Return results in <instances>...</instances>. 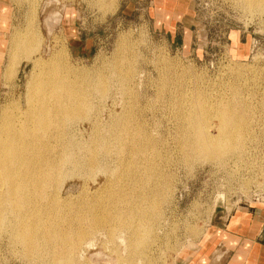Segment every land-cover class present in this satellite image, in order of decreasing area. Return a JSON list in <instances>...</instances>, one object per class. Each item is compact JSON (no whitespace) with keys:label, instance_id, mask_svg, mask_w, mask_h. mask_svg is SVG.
<instances>
[{"label":"rangeland","instance_id":"1","mask_svg":"<svg viewBox=\"0 0 264 264\" xmlns=\"http://www.w3.org/2000/svg\"><path fill=\"white\" fill-rule=\"evenodd\" d=\"M0 5L8 11L6 26L0 22V111L26 92V60L12 77L6 71L12 36L33 26L39 56L63 72V102L75 107L63 113V142L80 145L79 154L92 150L104 165L56 184L63 233L91 209L105 207L108 219L113 194L130 202L156 190L160 204L151 236L132 245L128 230L111 236L104 228L90 247L63 243L37 255L26 253L8 216L0 264H175L216 212L264 206V0Z\"/></svg>","mask_w":264,"mask_h":264},{"label":"bare ground","instance_id":"2","mask_svg":"<svg viewBox=\"0 0 264 264\" xmlns=\"http://www.w3.org/2000/svg\"><path fill=\"white\" fill-rule=\"evenodd\" d=\"M40 38L32 26L29 33H15L9 48L7 77H12L14 65L22 59L29 68H24L26 92L0 111V229L8 216L16 218L17 223H11L12 230L26 253L35 255L49 248H62L63 243H70L73 249L81 243L90 247L95 244L92 239L96 231L104 228L111 236L115 229L128 230L129 245L139 237H150L154 220L160 214L156 190L130 202L113 194L108 219L103 216L105 207L91 209L88 217L79 219V228L63 233V198L59 197L56 184L67 176L83 175L85 168L96 170L104 165L92 150L79 154L76 149L79 152L80 145L63 142V113L70 116L75 107L63 102V72L48 67L46 59L39 56ZM67 96L71 98L70 93ZM117 140L122 152V140ZM142 148L139 143L134 151L140 155ZM79 254H85L84 250Z\"/></svg>","mask_w":264,"mask_h":264},{"label":"crops","instance_id":"3","mask_svg":"<svg viewBox=\"0 0 264 264\" xmlns=\"http://www.w3.org/2000/svg\"><path fill=\"white\" fill-rule=\"evenodd\" d=\"M7 17L8 11L0 5V22L7 24ZM175 264H264V206L243 204L216 212L205 234L186 247Z\"/></svg>","mask_w":264,"mask_h":264},{"label":"water","instance_id":"4","mask_svg":"<svg viewBox=\"0 0 264 264\" xmlns=\"http://www.w3.org/2000/svg\"><path fill=\"white\" fill-rule=\"evenodd\" d=\"M26 69L29 68V67H25Z\"/></svg>","mask_w":264,"mask_h":264},{"label":"flooded vegetation","instance_id":"5","mask_svg":"<svg viewBox=\"0 0 264 264\" xmlns=\"http://www.w3.org/2000/svg\"><path fill=\"white\" fill-rule=\"evenodd\" d=\"M159 1V0H158Z\"/></svg>","mask_w":264,"mask_h":264}]
</instances>
